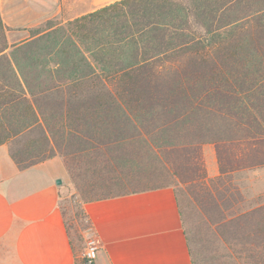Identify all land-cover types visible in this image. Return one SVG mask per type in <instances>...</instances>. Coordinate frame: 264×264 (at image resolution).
<instances>
[{"label":"trees","instance_id":"1","mask_svg":"<svg viewBox=\"0 0 264 264\" xmlns=\"http://www.w3.org/2000/svg\"><path fill=\"white\" fill-rule=\"evenodd\" d=\"M8 31L0 11V146L19 169L62 157L82 205L173 187L184 228L187 185L231 228L233 263L263 261L264 202L232 199L264 167V0H119Z\"/></svg>","mask_w":264,"mask_h":264},{"label":"crops","instance_id":"2","mask_svg":"<svg viewBox=\"0 0 264 264\" xmlns=\"http://www.w3.org/2000/svg\"><path fill=\"white\" fill-rule=\"evenodd\" d=\"M116 1L53 0L49 7L46 0H0V11L12 45L49 20L65 25ZM217 168L211 176L220 174ZM70 181L62 157L21 170L9 147L0 146V264H84L73 252L62 207V187ZM83 211L85 236L100 245L95 264H193L173 187L90 201Z\"/></svg>","mask_w":264,"mask_h":264},{"label":"rangeland","instance_id":"3","mask_svg":"<svg viewBox=\"0 0 264 264\" xmlns=\"http://www.w3.org/2000/svg\"><path fill=\"white\" fill-rule=\"evenodd\" d=\"M111 1L115 0H106V2ZM47 3V6H53V0H46L45 4ZM25 36H28V34ZM9 42L11 43L10 40ZM215 153L214 145L206 144L203 146L204 161L210 180L217 177L216 175L219 173L218 164L213 161L216 158ZM213 165L217 170L215 176H211L209 173V169L211 170ZM234 183L238 185V191H234L235 197L232 199L233 202H237L235 209L244 207L242 202L239 203L242 199L249 203L264 202V167L253 172L236 174ZM151 185L153 184L140 183L133 187L139 189L150 187ZM62 188V207L65 213L67 229L76 249L82 254L87 239L85 232L90 228V225L83 218L81 213L83 205L76 196L72 181ZM177 190L184 212L185 228L195 264H237L233 263L230 258L232 249L229 247H231L230 242L231 238H233L232 230L227 224L220 222L216 206H208L199 197L201 194L194 193L193 189L187 185L178 186ZM79 236H81V239H78ZM259 264H264V259Z\"/></svg>","mask_w":264,"mask_h":264},{"label":"built area","instance_id":"4","mask_svg":"<svg viewBox=\"0 0 264 264\" xmlns=\"http://www.w3.org/2000/svg\"><path fill=\"white\" fill-rule=\"evenodd\" d=\"M99 251H100V245L98 241L93 237L87 238L84 251L81 254L83 263L95 264L98 258Z\"/></svg>","mask_w":264,"mask_h":264},{"label":"water","instance_id":"5","mask_svg":"<svg viewBox=\"0 0 264 264\" xmlns=\"http://www.w3.org/2000/svg\"><path fill=\"white\" fill-rule=\"evenodd\" d=\"M57 184L61 185V184H62V180L59 179V180L57 181Z\"/></svg>","mask_w":264,"mask_h":264}]
</instances>
